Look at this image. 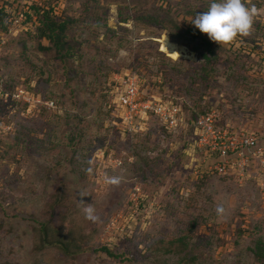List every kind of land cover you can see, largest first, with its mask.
Listing matches in <instances>:
<instances>
[{"label":"rangeland","instance_id":"obj_1","mask_svg":"<svg viewBox=\"0 0 264 264\" xmlns=\"http://www.w3.org/2000/svg\"><path fill=\"white\" fill-rule=\"evenodd\" d=\"M24 1L9 8L28 12ZM66 3V64L42 50L34 14L26 30L0 28V264H264L254 252L264 243V0H244L260 14L249 36L220 46L208 82L191 35L175 43L195 60L163 51L177 31L142 20L150 0ZM159 4L186 31L209 0ZM138 76L145 100L207 111L219 131L257 137L262 154L223 177L217 155L188 149L185 132L131 130L118 99ZM113 176L119 185L106 183ZM88 206L98 222L85 219ZM39 221L69 248L35 255Z\"/></svg>","mask_w":264,"mask_h":264},{"label":"trees","instance_id":"obj_2","mask_svg":"<svg viewBox=\"0 0 264 264\" xmlns=\"http://www.w3.org/2000/svg\"><path fill=\"white\" fill-rule=\"evenodd\" d=\"M9 1L10 0H3V2L0 3V28H5V23H7L6 21H9V16L7 13V7L10 3ZM92 1L98 2L99 0ZM138 1L141 2V0ZM150 1L151 5L153 6L152 12L147 13V15L142 18V20L146 21V23L150 26L162 30H167L170 29V27H174L177 32H171L173 42H179V38L183 37L182 35H191L194 42L198 41L197 43H199V47L193 49L194 51L199 53L200 60L202 61L201 70H199V72L201 71L199 77H201V79L205 82H208L210 79H212V76L216 73V63L219 60L221 61L222 58L219 55V50L221 48L220 45H217L215 42L211 41L206 34L200 33L196 28L185 31L183 26H181L173 16V11L170 8V5L168 7L164 6L163 4L160 5V0ZM63 3L64 6L62 8L61 5ZM69 7L66 3V0H47L43 7L32 8V11H34L33 13L37 16L38 19V25L36 26L34 35L37 39L41 41H47L49 43V46L46 48H42V50L55 51L58 59H60L64 64H66L67 58L71 54V47L67 42L68 29L70 23L73 22L72 18L67 16L66 14V10L68 11ZM120 19H122L121 23H126L127 21L126 19H123V17H121ZM178 30H180L181 33H179ZM238 37H240V39H243L241 36ZM166 59L169 62L174 63L172 59ZM227 61L228 60H226V62ZM138 78L140 77L138 76ZM151 96L153 95L148 94L145 97L149 99ZM165 103L178 106L181 109L180 126L177 129L171 131L167 128L166 125L161 122L159 118H157L153 113H150L149 119L146 122L147 125L145 127V131H147L148 128H151V131H154L156 127H159L163 132H166L170 135L173 133H179L181 131L185 132L184 134L189 137L186 147L192 151H196L197 153H199V150L202 152L203 150L195 147V140L197 137L196 131L199 119L201 118V116L207 114L208 112L203 111L200 114H197L195 109L189 108V106L188 108L182 107L178 102L174 103L171 101ZM217 128H224V126L222 127V124L219 123L217 124ZM202 153H204V151ZM205 155L208 156L207 153H205ZM220 176L227 177L229 175ZM38 224L39 227L36 230L35 236V255H40L41 252L48 249L49 247H57L59 249L69 248V243L66 240L57 238V234L59 231L57 232V228L51 221H39ZM105 251H107V253H110L108 249H106ZM254 252L259 259H264V243L262 241L258 242Z\"/></svg>","mask_w":264,"mask_h":264},{"label":"built area","instance_id":"obj_3","mask_svg":"<svg viewBox=\"0 0 264 264\" xmlns=\"http://www.w3.org/2000/svg\"><path fill=\"white\" fill-rule=\"evenodd\" d=\"M46 1L25 0V4L29 5L27 8H31L28 12L14 8L10 9L8 6L9 22L17 26L16 30L18 32L26 30L29 26L28 15L33 16L34 14L32 8L36 6L43 7ZM3 43L5 44V40H3ZM140 90L138 77H129L125 81L124 91L118 99V106L126 112L124 119L128 122L130 129L131 126L137 124L138 128L133 131L144 130L142 126L148 121L150 113L159 118L171 131L180 126L181 109L178 106L165 103L162 100H156V102L145 100L142 98ZM196 134L195 147L201 150L205 149L210 157L217 155L215 170L220 175H228L237 168L243 170V167L250 165V159L253 156L260 155L263 152L257 137L252 134L242 133L238 136L227 131L221 132L217 128V120L211 115L199 119Z\"/></svg>","mask_w":264,"mask_h":264},{"label":"clouds","instance_id":"obj_4","mask_svg":"<svg viewBox=\"0 0 264 264\" xmlns=\"http://www.w3.org/2000/svg\"><path fill=\"white\" fill-rule=\"evenodd\" d=\"M259 14L255 5L248 7L244 0H209L207 10L197 13L190 23L221 46L232 43L237 36H249ZM106 183L119 185L121 179L115 176L106 177ZM216 211L218 215L223 214L224 208L218 207ZM83 212L85 219L90 222L95 223L100 219L92 206L84 208Z\"/></svg>","mask_w":264,"mask_h":264},{"label":"bare ground","instance_id":"obj_5","mask_svg":"<svg viewBox=\"0 0 264 264\" xmlns=\"http://www.w3.org/2000/svg\"><path fill=\"white\" fill-rule=\"evenodd\" d=\"M163 45V50L176 57L185 58L188 60H195V56L184 46L173 42L169 37L165 36L160 39Z\"/></svg>","mask_w":264,"mask_h":264}]
</instances>
